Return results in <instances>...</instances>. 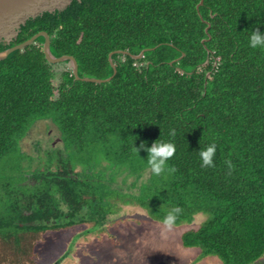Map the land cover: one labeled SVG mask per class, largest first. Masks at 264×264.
<instances>
[{"label": "trees", "instance_id": "trees-1", "mask_svg": "<svg viewBox=\"0 0 264 264\" xmlns=\"http://www.w3.org/2000/svg\"><path fill=\"white\" fill-rule=\"evenodd\" d=\"M199 2L72 0L0 42L2 51L46 31L55 56L73 55L81 77L100 79L114 74L111 52L130 53L113 54L117 73L102 83L49 62L43 36L0 61V264L30 263L40 233L99 228L130 202L161 223L178 208L174 226L205 215L181 237L200 249L197 260L262 264L264 48L248 40L264 33V0ZM39 120L57 127L63 148L25 170L22 141ZM160 142L175 152L156 175L140 146ZM210 142L213 163L202 166Z\"/></svg>", "mask_w": 264, "mask_h": 264}, {"label": "rangeland", "instance_id": "rangeland-1", "mask_svg": "<svg viewBox=\"0 0 264 264\" xmlns=\"http://www.w3.org/2000/svg\"><path fill=\"white\" fill-rule=\"evenodd\" d=\"M21 146L22 156L26 158L23 168L30 170L39 167V159L35 157L44 156L45 161V156L48 158L45 150L62 149L63 141L51 121L39 120ZM132 180L129 177L122 184L120 177L117 183L131 192L136 190L128 189ZM205 219V215L198 214L192 223L166 226L152 220L143 208L132 202L120 204L118 211L107 214L99 228L85 222L69 229L40 233L32 242L34 261L27 264H222L215 256L197 260L200 249L182 245L183 232L197 229ZM262 261L264 264V257Z\"/></svg>", "mask_w": 264, "mask_h": 264}, {"label": "water", "instance_id": "water-1", "mask_svg": "<svg viewBox=\"0 0 264 264\" xmlns=\"http://www.w3.org/2000/svg\"><path fill=\"white\" fill-rule=\"evenodd\" d=\"M71 2L72 0H0V42L10 44L12 40L17 38L22 25H24L28 19L36 18L37 16L42 15L44 12H55L56 10L62 11ZM203 4L204 0H200L197 6L198 10ZM209 28L210 24L208 23L206 30L209 31ZM40 36L45 37L44 53L46 59L51 63H69L76 79H82L84 81L95 83L110 81L117 73V67L112 57L113 54L116 52L130 54L126 50H117L110 53L109 60L114 69V74L109 78L100 79L95 77H81L79 75V65L77 59L73 55L55 56L51 50V39L49 34L46 31H40L29 39L0 51V61L6 59L13 51L24 49L27 46L33 44ZM144 53L145 50L141 51L137 55L131 54V56L138 59L143 57ZM208 61L209 60H207L206 63Z\"/></svg>", "mask_w": 264, "mask_h": 264}, {"label": "clouds", "instance_id": "clouds-1", "mask_svg": "<svg viewBox=\"0 0 264 264\" xmlns=\"http://www.w3.org/2000/svg\"><path fill=\"white\" fill-rule=\"evenodd\" d=\"M248 42L251 48H264V33H261L259 29L253 30L249 36ZM140 147L145 148L148 152V165L150 166L151 171L156 175H160L165 171L166 160L175 152V147L171 142L153 143L150 148H146L144 145H141ZM215 151L216 145L214 142H210L206 146L200 148L199 156L202 160V166H208L213 163ZM168 171H172V169H168ZM178 211V208L173 207L164 216L162 222L166 226H171L175 220V214Z\"/></svg>", "mask_w": 264, "mask_h": 264}]
</instances>
